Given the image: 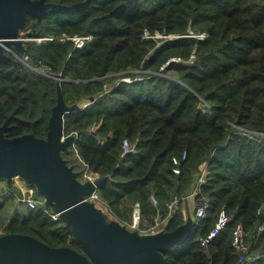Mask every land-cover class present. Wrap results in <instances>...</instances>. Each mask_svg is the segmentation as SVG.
Masks as SVG:
<instances>
[{
  "label": "trees",
  "instance_id": "16d2710c",
  "mask_svg": "<svg viewBox=\"0 0 264 264\" xmlns=\"http://www.w3.org/2000/svg\"><path fill=\"white\" fill-rule=\"evenodd\" d=\"M86 1L70 12L26 14L24 33L55 38L12 47L52 76L7 50L9 57H0L4 134L45 137L59 88L64 102L77 106L63 115L64 134L77 136L61 154L75 169L86 165L103 177L97 193L116 220L130 228L135 201L142 222L166 217V202L190 194L206 167L200 186L210 201L206 216L193 217L187 238L162 250L168 264H237V223L256 256L247 264H264V228L257 229L264 226V0ZM145 30L180 35L158 44L160 38L144 37ZM63 32H89L91 38L78 48L60 38ZM174 56L181 60L160 69ZM124 138L132 146L126 153ZM16 189L0 195V212L5 200H16L10 217L0 214V235L29 234L81 250L62 219H52L42 206H27ZM181 204L166 217L165 230L186 221ZM220 208L231 219L206 252L197 237L214 224Z\"/></svg>",
  "mask_w": 264,
  "mask_h": 264
},
{
  "label": "water",
  "instance_id": "95a60500",
  "mask_svg": "<svg viewBox=\"0 0 264 264\" xmlns=\"http://www.w3.org/2000/svg\"><path fill=\"white\" fill-rule=\"evenodd\" d=\"M86 3L0 0V57L8 58L6 49L23 43L18 31L27 13L41 18L48 11L70 12ZM25 37H30V32ZM76 107L64 102L58 88L45 137L31 132L6 136V119L0 125V178L9 185L15 174L35 185L46 204L71 228L82 251L50 245L29 234L7 232L0 235V264H168L162 250L187 238L192 217L173 230L145 234L131 231L118 220L105 219L94 201L86 199L103 177L81 180V171L61 154L74 139L64 134L63 115Z\"/></svg>",
  "mask_w": 264,
  "mask_h": 264
},
{
  "label": "built area",
  "instance_id": "2783aa9c",
  "mask_svg": "<svg viewBox=\"0 0 264 264\" xmlns=\"http://www.w3.org/2000/svg\"><path fill=\"white\" fill-rule=\"evenodd\" d=\"M148 31H144L143 36L148 37ZM191 35H194V33L191 32ZM200 37H203L204 34H198ZM152 36V35H149ZM21 37V36H20ZM23 39V42L26 40H36V41H42V40H53L55 38L54 34H44L40 36H30V37H21ZM61 39H70L73 41L74 47H82L85 42L91 38V34L89 32H85L82 34L79 33H72L68 34L63 32L60 35ZM8 52H10L15 58L21 60L28 66L34 68L36 71L46 75V76H52L48 70L36 67L33 64H31L28 60L27 54H18L13 47H8L6 49ZM176 60V59H175ZM137 78L143 77V75L135 76ZM133 78V77H132ZM129 76L123 77L125 80H131L132 79ZM74 139L76 138V134L73 135ZM74 139L71 143L74 147ZM132 149V146L130 142L127 140V138L123 139L122 142V152L126 153L129 152ZM185 152H183L182 157H184ZM178 158L173 157V162L178 163ZM174 171L178 172L179 168L175 167L173 168ZM207 174L206 167H203L198 178L196 181V185L191 191V194L195 197V204H194V211H193V217L201 218L206 216V212L209 206V197L204 194L201 191V183L205 180V176ZM99 177L97 173H92L88 170V167L85 165L84 170L81 172L80 179L81 180H91L93 181L95 178ZM16 187V186H15ZM17 191L15 192L16 197L18 200L22 201L24 204H26L29 207H36V206H42V208L50 215V217L54 220L60 219L59 212H55L51 209L50 206L46 204L45 197L41 194H36L34 186L31 184H23L18 187H16ZM86 199L93 200L94 202H102L100 196L97 193V189H94L89 195L86 196ZM150 199L153 204L157 203V199L154 195H150ZM184 198L181 199L177 195L171 196V198L166 202V207L168 208V215L169 216L177 207L180 201L184 203ZM185 207V206H184ZM259 212V209H258ZM166 216V217H167ZM166 217H160L158 214L154 216L153 220L151 222H142L141 221V207L140 203L138 201H135L132 207L131 211V219L127 222V225L130 227V229L136 230L141 234L145 233H154L159 230H164L165 227V220ZM231 214H229L225 208H220L217 212L216 219L214 221V224L208 229V231L205 234L199 235L197 237L200 245L203 247V249L207 252V246L212 241V239L224 228V226L230 221ZM264 226L263 224H260L257 229L259 231L263 230ZM246 235L247 232L244 230L241 223H237L233 230H232V245L233 247L239 252L238 256V262L237 264H247L252 258H255L256 256L250 252H248V245L246 242Z\"/></svg>",
  "mask_w": 264,
  "mask_h": 264
},
{
  "label": "rangeland",
  "instance_id": "374dc122",
  "mask_svg": "<svg viewBox=\"0 0 264 264\" xmlns=\"http://www.w3.org/2000/svg\"><path fill=\"white\" fill-rule=\"evenodd\" d=\"M19 35L21 36V37H24L25 36V33L21 30V28L19 29ZM199 33H196V34H194V35H198ZM201 34V33H200ZM149 35H152V36H149ZM180 34H175V33H168V34H165V33H161V32H156V33H154V34H150V33H148V37H159L160 39L158 40V44H160V43H162V42H164L166 39H172V38H174V37H178ZM198 36H200V35H198ZM176 59V61H180L181 60V58L180 57H176V56H174V57H171L170 59H168L161 67H160V69H162L165 65H167L168 63H169V61H173V60H175ZM142 76V75H141ZM126 77V76H125ZM78 170V169H77ZM28 184L29 185V183L23 178V177H21V176H19V175H13L12 176V179H11V183L9 184L10 186H12V187H18L19 186V184L20 185H23V184ZM8 184H7V182H6V180H5V178H0V195L1 194H3L4 192H10V186H9ZM32 186H33V184H31ZM34 188H36L37 189V187L35 186ZM16 191V190H15ZM16 202V200L14 201H12V199L11 200H9V201H7V200H5V203L6 204H4L3 205V207L1 208V212L3 213V216L4 217H10L11 215H12V213L14 212L13 210H14V207H15V203ZM19 205V204H18ZM23 204L21 203L20 204V206H22ZM184 206H185V204H184ZM97 207H99V206H97ZM189 207L190 206H188V210L190 211H192L193 212V208H194V206H193V208H191V209H189ZM101 210H102V212H103V216L105 217V219H107V220H114V218L113 217H111L112 215H109L107 212H106V210L104 209V206H100L99 207ZM1 212H0V214H1ZM191 212V213H192ZM3 218V217H2ZM133 229H131V231H132ZM134 231V230H133Z\"/></svg>",
  "mask_w": 264,
  "mask_h": 264
},
{
  "label": "crops",
  "instance_id": "0c3cea01",
  "mask_svg": "<svg viewBox=\"0 0 264 264\" xmlns=\"http://www.w3.org/2000/svg\"><path fill=\"white\" fill-rule=\"evenodd\" d=\"M183 201H184V203H182L181 206H182V210H183V213H184L185 217L187 218L188 216H191L192 219H193V212L191 210L190 211L188 210V206H190L189 209L193 208V206L195 204V197L190 193L184 198ZM94 203L96 204V206H99V207L100 206H104V209L106 210V212L109 215H111V213L109 212V210H108L107 206L105 205V203H103V202H94ZM184 204H185V207H184ZM193 211H194V208H193ZM111 217H113L115 219V217L113 215Z\"/></svg>",
  "mask_w": 264,
  "mask_h": 264
}]
</instances>
